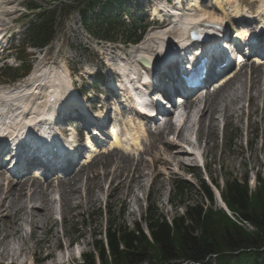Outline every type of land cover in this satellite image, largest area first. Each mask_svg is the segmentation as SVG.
Masks as SVG:
<instances>
[{"label":"rangeland","instance_id":"rangeland-1","mask_svg":"<svg viewBox=\"0 0 264 264\" xmlns=\"http://www.w3.org/2000/svg\"><path fill=\"white\" fill-rule=\"evenodd\" d=\"M29 1L31 0H0V3L3 2V4H0V27L7 33L19 32L17 37L13 38L15 49L12 48L13 50L9 54L8 52L4 54L9 59L0 61V89L31 88L34 79L30 78L34 72L70 74V83H73L75 89L79 90L84 97L86 96L85 104L82 106L83 109L90 111V106L94 105L96 109H99L97 116L100 117V114L104 116L101 119L108 118V115L114 112L116 128L122 133L125 130L133 132V127H140V124L143 123L142 126L146 130L140 134V149L138 152L131 151L129 154L135 160L138 158L144 160L142 169L145 176L140 178L138 184H133L129 194L126 195V187L118 195V191H114L116 196L110 194L112 190L111 176L102 177L98 182L100 187L94 186L92 188L95 195V200L92 203L84 197L86 189L85 180H83L81 189L78 191L80 197L76 200L80 204L69 213H62L64 207L59 203L60 193L56 189L55 191L51 190V195L55 198L53 205L54 222L44 229L42 227V229L39 228L37 231H33L30 224L21 220L18 214L3 218L0 220V251L2 252L5 244H7L11 249V254L21 249L22 253L18 257H0V264H84L83 255L93 251L96 240L104 238L103 233L108 226L109 219L117 224H125L130 228H133L134 224L138 222L146 229L143 217L151 203H155L159 212L171 222L173 218L185 215L187 208L190 206L198 204L208 206V201L201 191L202 182L209 184L212 182L222 191L227 181L239 180L242 182L246 180L254 186L258 176L264 177V110L262 100H259L256 107H252L248 98L239 93L240 102L235 103L233 106L234 116L231 118L230 124L226 123V119L221 113L217 114L218 134L214 145L212 143L208 145L196 135L197 119L196 115L193 114L194 112H192L186 125V137L189 138L187 141L190 140L192 144L193 141L197 143L205 164L202 166L195 155L188 154L183 155L185 162L182 166H179L172 159L171 153H163L164 146L160 143L159 128L153 129V126L150 127L131 115H119V112H123L122 109L118 105L113 106L116 99L112 97V92L109 93V87L106 84L111 82V78L115 80L116 75L113 77L114 75L110 74L106 63L109 61L111 63L116 62L119 58L127 59L134 47H127L120 42L98 41L89 35L84 28L79 13L73 12L68 18H65L61 13L58 14L56 37L48 47L45 49L28 48L26 51L21 52L23 50L22 42L29 41L23 34L27 26V24L25 26V23L29 19L22 15L26 11ZM199 1L200 4H204V0ZM245 1L248 5H251L254 0ZM256 1L258 2L251 5L252 8L256 7L261 0ZM135 2L137 0L130 2L124 10H130ZM160 2L162 0H140L139 3L135 4V12L138 13L141 9V13L138 14H142V10L145 9V13H149ZM37 3L43 6L48 5V2L43 1H37ZM205 3L208 6L212 5L211 1ZM55 5L59 6L60 3L58 2ZM98 11V8H96L95 12ZM131 13H133L132 10ZM146 18L142 20V23L143 21L148 23L143 39L150 31L157 29V25L150 22L149 17ZM8 36L9 34L6 35V40L9 39ZM18 57L32 62L33 70L28 77L13 83L10 78L14 71L8 70L7 67L21 65L22 62ZM87 74H93L94 77L91 78ZM98 74L102 77H99ZM99 78H102V80H99ZM35 87L30 92L34 91L37 93L36 95L44 97L47 86L41 85L37 89ZM99 93H103V95L99 96ZM96 96L95 102L94 98ZM249 111H251V114H249ZM73 124L80 130V121L74 120ZM163 124L160 126L162 127ZM62 126L60 123L58 128ZM107 126L108 123H105L101 126V130H103V136L109 141L110 136L108 135ZM80 133H82L81 130ZM165 138L179 143L186 150L190 149L186 141L178 142L173 133H167ZM122 139L123 141L126 140L125 137ZM125 144L124 141L123 145ZM155 148H159V151L161 149V157L168 159L169 164L163 162L153 163V157L159 155ZM107 155L108 152L102 153L95 159L93 165ZM96 165L97 171L102 174L104 172L102 165ZM110 170H113V166L110 167ZM156 174L159 175L156 176ZM70 175L72 173H64V176ZM92 176L93 173L91 172L90 177ZM3 177L6 178L5 180L10 179L6 175H0V180ZM179 180L187 181L186 186L189 187L183 197L175 194L177 181ZM1 182L4 183L2 180ZM39 182L46 184L44 179L39 180ZM117 183L118 179L113 182V185ZM211 185V189L215 190L213 184ZM124 196L126 197L125 200ZM217 205L218 202L217 204L213 203V208L219 209ZM107 210L110 211V215H108ZM17 223L21 224L23 241L17 238L19 233L6 235L8 230H12ZM13 249L17 251H13ZM68 251L75 253L73 256H69ZM63 256H65V259Z\"/></svg>","mask_w":264,"mask_h":264},{"label":"bare ground","instance_id":"bare-ground-1","mask_svg":"<svg viewBox=\"0 0 264 264\" xmlns=\"http://www.w3.org/2000/svg\"><path fill=\"white\" fill-rule=\"evenodd\" d=\"M243 0H215V5H213V11H210L204 7V5L199 3V0L190 2L188 4L189 9L185 12L174 11L176 14H181V18H170V22L167 27L159 28L156 30L150 31L143 41L133 48L131 55L128 59L120 60L121 71L127 72L128 67L131 66L137 61L140 56H146L149 59H158L162 55V45L167 43V38L170 36L180 38L182 36V29L185 27H195L202 26L205 23L210 24L217 22L220 26H224L226 23L236 22L237 16L240 14H246L247 11L241 8V3ZM254 1L252 4H254ZM260 2V9H264V0ZM0 4H3L1 2ZM163 5V4H162ZM207 6V5H206ZM164 8V7H162ZM173 11V10H172ZM153 14L160 15L161 10L157 7L152 11ZM251 19V18H250ZM249 19V21H250ZM33 75L35 78L44 77L46 83L51 85L52 92L49 93V96L56 97V101L49 104H42V97L36 95L31 88L22 89L16 87L14 89L2 88L0 89V128L5 129L8 133L7 137L18 134V143L16 148L21 150L24 140L21 141L20 137L22 132L32 130L30 139H37L40 137L44 141H52V139H46L45 131L39 134L40 126L39 125V115L42 112L50 109V116H54V110L59 106L67 103V106L63 108L64 111H67L68 106L78 105L76 102V97L78 94L75 89L69 85L70 78L69 74H64L63 72H44L36 73ZM37 82V81H36ZM37 84V83H36ZM39 85H41L39 83ZM35 84L33 85V87ZM38 86L36 87V89ZM65 91L63 95L62 91ZM241 93L243 96L248 98L250 106L256 107L259 100H262V107L264 110V67L263 65L256 64L254 62L248 61L243 65L239 66V69L232 73V75L223 81L218 87L214 89L213 92H206L204 95L192 96L191 99L186 100L182 105V109L187 112V116L183 119V122L179 127L173 126L174 124L170 119H168L162 127H159V133L161 135L160 143L164 146L163 153H171L172 159L177 162L179 166H182L185 162L183 155H188L189 153L200 152L197 149L196 145H191L190 140L186 137V125L189 121V116L192 112L196 115V135L202 140H204L208 145L211 143L214 145L217 138V114L221 113L225 119L226 123H231V118L234 116L233 106L235 103L240 102ZM66 101V102H65ZM76 103V104H75ZM82 103V101H81ZM132 110L135 111L133 105L131 106ZM195 110V111H194ZM30 116H28L29 114ZM251 114V111H249ZM101 117H104L100 114ZM108 118H110L108 116ZM141 118V117H140ZM138 117L139 120H142ZM145 121V120H143ZM50 124L46 122L45 125ZM109 124V122H108ZM116 126V121L113 123ZM141 125V124H140ZM108 128V126L106 127ZM145 129L141 125L139 128L133 127V132L125 131L123 135H120L115 128L113 134L114 139L113 145L115 148H119L121 151H114L108 153L104 159L98 160L94 165L95 158L100 155V152L95 145L90 141L92 152L97 154L96 157L90 162L92 164L88 165H76L73 168H70L66 174L72 173L70 176H64L62 178L56 177L55 173H50L46 177L45 183L42 184L36 178L40 171L35 172L34 177L30 178L26 175H20L17 182L14 180H5L3 177L0 180V220L7 218L13 215L18 214L21 220L27 221L30 224V227L33 231H37L39 228L43 229L54 222V202L55 198L51 195V190L55 189L60 193L59 194V203L64 207L62 213H66L79 206L80 203H77L76 200L79 199L80 195L78 193L81 189V183L85 180L84 185L86 189V194L84 197L92 203L95 200V195L92 191V188L100 187L99 179L102 177L111 176L110 183L112 185V190L110 191L111 195L116 196L120 194L127 187V194L131 190L133 184H138L140 178L144 177L145 174L142 169L144 160L138 158L135 160L134 157H131L130 154H127V148L123 149L122 147V137H128L127 144L132 146V149L137 150L140 147V138L139 135L141 132H144ZM167 133H173L178 142H185L192 149V151L186 150L184 147H181L179 143H175L165 138ZM38 135V136H37ZM72 138L76 140L75 135H72ZM207 145V146H208ZM158 151L159 155L153 157V163L163 162L169 164L170 161L166 158L161 157V149L155 148ZM208 150V149H207ZM88 156H91V152H88ZM158 157V158H157ZM21 158L24 159V156L21 155ZM25 164L24 161L21 162V166ZM96 164H101L104 172L101 174L96 169ZM113 166V170H110V167ZM93 173V176L90 177V173ZM159 174H156L158 176ZM85 178V179H84ZM118 179V183L113 185V182ZM6 182V183H5ZM217 186V185H216ZM216 188V187H215ZM216 192L220 193L219 188H216ZM53 193V192H52ZM126 197L124 196V200ZM222 203V201H221ZM224 204H226L224 202ZM221 210L229 212V216L235 218L227 206H218ZM236 219V218H235ZM236 222H238L236 220ZM40 225V226H39ZM244 226V224H241ZM247 230L253 229L250 224H245ZM50 229V228H48ZM21 224L17 223L12 230H8L6 235H14L19 233L17 238L19 240H24V236L21 231ZM0 251V257L7 258L9 256H19L22 253V249L18 252L11 254V249L9 245L5 244V248ZM13 251H17L13 249ZM73 251V250H72ZM69 252V256H73L74 253ZM66 254V253H65ZM21 256V255H20ZM67 256V255H66ZM65 259V256H63ZM180 264H188L183 262Z\"/></svg>","mask_w":264,"mask_h":264},{"label":"trees","instance_id":"trees-1","mask_svg":"<svg viewBox=\"0 0 264 264\" xmlns=\"http://www.w3.org/2000/svg\"><path fill=\"white\" fill-rule=\"evenodd\" d=\"M40 1L48 5L34 0L27 4L33 11L27 31L32 46L50 43L56 35L58 14L68 17L75 11L80 13L86 30L98 40L136 43L142 37L139 32L144 27L136 25L134 18L128 26L115 13L127 0ZM58 2L59 6L54 5ZM96 7L99 12H94ZM30 68L28 63L23 74ZM186 183L177 181L175 194L183 197L189 189ZM201 191L209 205L190 206L185 215L171 222L151 203L143 217L148 233L138 222L130 228L108 218L106 241L94 242V250L83 255L84 264H97L98 259L99 264H264V177L258 176L253 190L246 180L227 181L221 195L236 219L213 208L214 195L206 182H202ZM246 223L253 229L241 225Z\"/></svg>","mask_w":264,"mask_h":264}]
</instances>
